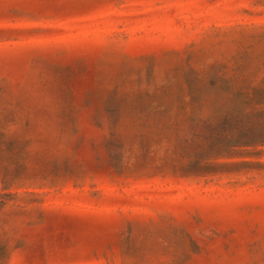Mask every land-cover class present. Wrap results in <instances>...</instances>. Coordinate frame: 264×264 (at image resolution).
<instances>
[{"label": "rangeland", "instance_id": "obj_1", "mask_svg": "<svg viewBox=\"0 0 264 264\" xmlns=\"http://www.w3.org/2000/svg\"><path fill=\"white\" fill-rule=\"evenodd\" d=\"M0 264H264V0H0Z\"/></svg>", "mask_w": 264, "mask_h": 264}]
</instances>
